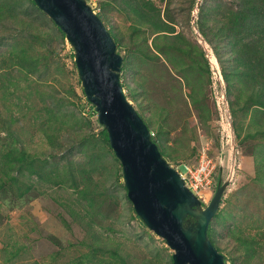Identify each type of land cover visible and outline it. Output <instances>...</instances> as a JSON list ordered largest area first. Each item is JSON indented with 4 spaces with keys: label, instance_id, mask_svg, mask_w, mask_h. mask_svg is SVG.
Returning <instances> with one entry per match:
<instances>
[{
    "label": "rangeland",
    "instance_id": "rangeland-1",
    "mask_svg": "<svg viewBox=\"0 0 264 264\" xmlns=\"http://www.w3.org/2000/svg\"><path fill=\"white\" fill-rule=\"evenodd\" d=\"M9 1L0 0V5L14 7L0 11V176L4 178L1 169L6 161L13 163L21 151L37 164L49 162L43 178L14 171L16 184H33L25 194L18 193L15 185L0 189V264H91L88 260L100 264H174V251L142 221L127 198L122 164L106 144L102 134L105 127L98 120L95 105L86 97L73 44L31 0ZM138 1L142 5L147 0ZM87 2L96 13L102 12L108 30L124 38L126 46L118 50L130 65L127 71H121L122 83L129 85L124 89L139 114L152 118L153 134L163 127L168 151L175 158L168 162L185 171L183 163H198L202 147L208 148L215 168L207 188L200 192L199 209H205L218 188L227 183L216 213L218 241L224 249L221 253L233 256L237 264H264V183L256 181L252 155L253 144L260 140L241 144L236 138L221 66L197 26L203 3L209 8L211 29L215 26L212 15L222 16L215 9L220 7L224 14L236 4L233 0H152L177 32L205 52L209 66L195 54L193 73L195 79L208 78L196 80L201 85L195 83L200 95L206 97L202 118L191 104L190 90L181 74L164 56L146 59L139 51L135 55V41L138 44L145 38L152 49L156 36L138 22L135 12H129L121 0ZM135 25L142 30L135 32ZM261 34L257 52L264 55ZM223 44L227 64L242 68L233 61L237 52L232 50L231 38ZM144 49L148 51L147 46ZM24 54L28 60L39 58L36 75L24 74L30 60L13 62ZM256 85L258 90L263 87ZM56 107L60 113L49 119L52 113L46 109ZM239 118L245 126L250 119L243 113ZM178 162L181 165H174ZM86 184L93 190V205L80 192ZM187 219L186 226L196 221ZM233 232L254 239L257 252L249 262L244 260L245 248H237L239 241ZM93 233L101 236L106 249H93Z\"/></svg>",
    "mask_w": 264,
    "mask_h": 264
},
{
    "label": "water",
    "instance_id": "water-1",
    "mask_svg": "<svg viewBox=\"0 0 264 264\" xmlns=\"http://www.w3.org/2000/svg\"><path fill=\"white\" fill-rule=\"evenodd\" d=\"M73 44L86 97L122 164L128 198L136 213L174 251V264H227L208 235L227 183L200 210L201 200L179 170L161 154L152 133L129 101L121 80L123 56L87 0H35ZM200 3H198V7ZM195 222L186 226L187 218Z\"/></svg>",
    "mask_w": 264,
    "mask_h": 264
},
{
    "label": "trees",
    "instance_id": "trees-1",
    "mask_svg": "<svg viewBox=\"0 0 264 264\" xmlns=\"http://www.w3.org/2000/svg\"><path fill=\"white\" fill-rule=\"evenodd\" d=\"M121 1L129 12H135L138 16V22H140L141 25H147L152 33L156 35L152 43V49L149 44H146L147 41L145 38L138 44L135 41V55L136 51H139L140 56L143 54L142 57L146 59H154L164 56L167 62H169L173 68L181 74V78L190 90L189 98L191 104L198 111L199 116L203 118V115L206 113V109L203 108L207 103L206 97L200 95L195 87V83L201 85V82H197L196 80L203 82L207 77L205 75V78L203 77V79H200L199 77L195 79V74L193 75V73L196 69L195 54L202 56L207 66H209L205 52L200 49L197 44L195 45L188 41L182 32H177L175 25L172 24L171 21L162 17L161 9L153 5L152 0H147L143 2L142 5L138 3V0ZM9 2L12 3L14 0H10ZM31 2L34 6L38 7L35 0H31ZM233 2L236 4L234 8L227 10L224 14L221 12L220 7L217 9L214 8L215 11H217V14L219 13L222 16L217 17L215 14L212 15L213 21L215 22L213 29L209 26V8H206L203 3L200 7L197 26L199 27V32L212 45L215 56L221 66L223 77L227 85L236 138L239 139L241 144H246L248 140H260V143L253 144L252 151L254 154L252 152V155H254L256 161V181L264 183V55H260L257 52V45L259 46L261 44L260 40H262V37H260L262 35L261 33H264V0H233ZM12 8H14L13 5L7 3L0 5V11H5L6 9H9L10 11ZM97 14L102 20H104L102 12ZM59 29L61 30L60 27ZM134 29L135 32L142 30L136 25ZM61 32L65 36V33L62 30ZM109 32L117 44V50H121L126 46L124 38L120 36L119 32L113 30H109ZM230 38L232 40V50L234 53L237 52L233 61H235L238 66L242 67L240 69L231 67L230 63V66L227 64L228 57L225 56V45L223 42ZM140 44H145V46L148 47V51L144 49L145 46L142 47ZM23 52H25V48ZM17 57V59H13V62L17 64L22 63L23 61L28 62L30 60V62H28V68L24 72L25 76L37 74L38 62L40 63L39 58L28 60L25 54ZM129 67L130 65L126 57L123 59L122 71H127ZM199 69L205 73L208 71L203 70L202 67ZM27 78L29 79L30 77ZM39 78H41V76H39ZM12 82L13 80H11V83ZM257 83L260 86H263L261 90L256 88ZM13 84H16V82H13ZM123 86L124 88H129V85L127 84H123ZM235 90L238 91V94H236ZM129 92L132 97H134L135 93V99L138 100L136 94L139 91L136 90V88L134 93L131 89ZM30 93H33V91ZM147 105L151 107V104L148 102ZM46 111L52 113L49 115V119H51L52 117L56 118L61 110L56 107L55 109L47 108ZM241 113L246 117H250L246 126L245 123L240 121L239 114ZM141 117L144 119L149 129L153 131L152 127L154 125H152V118L145 115H141ZM50 127L51 125L49 124V128ZM53 130L59 131V128L54 127ZM162 133L163 127L159 126L157 128V133L152 135V140L158 145L162 156L166 160H174L175 158H173L171 152L168 151L170 148L168 138H163ZM102 134L106 144L111 148L108 131L103 129ZM46 161L49 162L48 160H45L42 165L37 164L34 159H29L28 156H26L25 151H21L19 156H14L12 159L13 163L6 161L1 169L4 178L0 176V189L5 188L6 186L12 187L15 185L17 188L16 191L19 189L18 193L25 194L30 190L33 184H25L24 187L16 184L18 183V178L14 175V171L21 175H31L33 173L37 174L40 178H43L47 175ZM174 165L181 164L178 162ZM52 171L53 170H48L49 173ZM71 176L74 185H76L78 182L74 177V173H72ZM54 183H61V180H54ZM80 192L85 198L88 197L90 204L93 205L94 195L91 193L93 192L91 187L86 184ZM217 216L218 214L215 215L209 226L208 235L219 252H222L224 249L219 244L218 239L220 233L216 227L218 224ZM233 233L234 237L239 241V246H237V248H245L246 257H244V260L245 262H249L257 252L253 243L254 239L249 238V236H240L239 232ZM93 237L96 240V246L93 249H106L99 234L93 233ZM114 253L116 254L117 252ZM225 258L231 262V264H237L233 256L229 257V255H225ZM88 261L91 262V264H100V262ZM82 262L83 261H80L78 264H81Z\"/></svg>",
    "mask_w": 264,
    "mask_h": 264
},
{
    "label": "built area",
    "instance_id": "built-area-1",
    "mask_svg": "<svg viewBox=\"0 0 264 264\" xmlns=\"http://www.w3.org/2000/svg\"><path fill=\"white\" fill-rule=\"evenodd\" d=\"M217 71V70H216ZM217 74V72H215ZM153 135V132H151ZM208 148L203 146L198 163L183 164L185 171H181L179 167H176L181 173L182 178L185 181V185L190 188L197 197H200V192L207 188L213 174L215 163L208 154Z\"/></svg>",
    "mask_w": 264,
    "mask_h": 264
}]
</instances>
